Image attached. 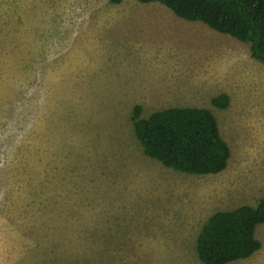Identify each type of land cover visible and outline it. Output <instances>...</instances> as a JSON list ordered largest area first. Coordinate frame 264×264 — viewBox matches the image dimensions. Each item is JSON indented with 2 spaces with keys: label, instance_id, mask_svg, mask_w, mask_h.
Instances as JSON below:
<instances>
[{
  "label": "rangeland",
  "instance_id": "1",
  "mask_svg": "<svg viewBox=\"0 0 264 264\" xmlns=\"http://www.w3.org/2000/svg\"><path fill=\"white\" fill-rule=\"evenodd\" d=\"M134 105L208 109L225 168L146 156ZM263 197L264 66L247 43L158 2L0 0V264H201L206 218ZM254 237L225 264H264V223Z\"/></svg>",
  "mask_w": 264,
  "mask_h": 264
},
{
  "label": "trees",
  "instance_id": "2",
  "mask_svg": "<svg viewBox=\"0 0 264 264\" xmlns=\"http://www.w3.org/2000/svg\"><path fill=\"white\" fill-rule=\"evenodd\" d=\"M117 4L121 0H107ZM158 2L177 17L199 21L216 32L248 44L249 56L264 66V0H136ZM225 93L210 99L216 108L228 104ZM133 106L131 121L143 153L162 165L198 175L222 171L229 149L213 114L202 107H168L140 117ZM264 223V197L254 205L216 211L200 226L194 250L201 264H225L250 256L260 246L254 237Z\"/></svg>",
  "mask_w": 264,
  "mask_h": 264
}]
</instances>
